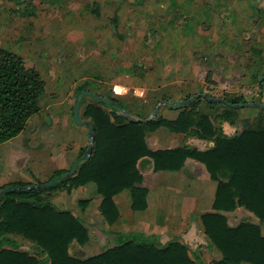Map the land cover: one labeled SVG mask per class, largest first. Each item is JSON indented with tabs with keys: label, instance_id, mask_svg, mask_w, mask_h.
Instances as JSON below:
<instances>
[{
	"label": "trees",
	"instance_id": "1",
	"mask_svg": "<svg viewBox=\"0 0 264 264\" xmlns=\"http://www.w3.org/2000/svg\"><path fill=\"white\" fill-rule=\"evenodd\" d=\"M42 89L38 70L26 66L18 53L0 46V142L18 134L28 118L39 111ZM82 89L83 85L75 89L79 105L84 101L79 95ZM106 97L109 103L93 96L84 105L82 117L92 122L94 138L87 159V144L80 148L73 173L62 177L67 170L56 169L51 176L61 177L41 189H27L24 185L30 183L22 181L0 186H9L0 197V264H199L187 246L175 239L158 244L128 237L86 257L69 252L72 241L82 244L88 239L87 228L69 210L56 208L43 193L55 188L70 191L92 182L102 196L103 215L110 208L114 210L112 196L124 188L131 191L132 208L143 207L146 189L138 185L142 175L137 165L143 156L152 158L155 170L179 169L186 157L202 162L217 181L213 210L200 216L205 234L221 254L215 264H264V235L259 227L264 223V126L244 128L227 136L215 130L207 115L196 110L199 97L188 101L189 95L181 99L182 107L175 119L157 115L146 122L133 121L125 114L147 116L135 114L119 98ZM222 97L231 102L246 101L241 95ZM158 126L199 137L213 136V144L203 150L186 145L152 150L145 142V133ZM85 202L82 199L78 203ZM238 206L252 213L258 222L241 219L230 224L221 211ZM20 238L32 245L31 250L20 247Z\"/></svg>",
	"mask_w": 264,
	"mask_h": 264
},
{
	"label": "crops",
	"instance_id": "2",
	"mask_svg": "<svg viewBox=\"0 0 264 264\" xmlns=\"http://www.w3.org/2000/svg\"><path fill=\"white\" fill-rule=\"evenodd\" d=\"M223 1L176 0L177 8L179 5L184 6L188 12L204 9L201 11L208 15V18L203 23L205 33L200 34L192 30L183 36L179 34L176 36V46L174 45L176 63L162 74V82L159 83L162 90L160 89L156 102L162 98L170 101L181 100L185 97L184 93L194 94L199 92L198 89L210 93V96L241 95L244 99L248 96L247 93L251 92V96L254 94L258 98L257 101L264 102V57L261 59L258 57L264 54V26L261 24L254 26L252 33H255L257 38L252 40V44H243L240 33L245 24L242 19L244 14L240 10L245 3L238 0L230 6L235 17L230 25L228 19L223 18V14L220 13L223 5L219 6L218 3ZM223 4L228 5L227 2ZM199 22L202 24L201 20ZM244 32L247 35V29ZM200 50L204 51L200 57L203 55L202 57L209 60L205 67L198 59L197 52ZM244 53H247L246 59L251 57L252 62H258L254 68H247L244 65ZM261 61L263 62L260 63ZM200 65L205 71L204 77L200 74ZM164 86L176 91V98L168 97L166 94L170 92L163 91ZM197 97L199 100L196 110L207 115L215 130L220 129L227 136L239 133L244 128L264 126V108L253 106L254 109L240 110L237 106L213 100L209 103L207 101L210 100L203 96ZM126 98L127 96L122 97L121 100L128 102ZM73 100L72 98L68 100L62 116L60 118L56 116L57 119L53 121L50 114L45 115L41 107L28 118L26 129L13 137H19V140L25 142L24 147L27 150L37 149V152H20L21 149L7 148L0 152V186L19 180L33 183L34 178H42L41 180L45 181L54 170L61 168L68 170L71 167L80 148L88 142L87 127L72 124ZM83 103L79 105L78 114L80 118L86 119L82 117V112L87 102ZM181 107L182 104L177 108H168L161 104L158 114L167 119H175ZM48 119L51 122H48ZM53 122L61 123L53 125ZM212 138L213 136L199 137L192 132L171 131L166 126H158L145 133V142L152 150L183 145L203 150L213 144ZM5 143L0 142V147ZM41 150L50 151L40 152ZM137 165L142 175L138 185L146 189L143 207L139 204V207L132 208L131 191L124 188L112 196L114 210L110 208L103 215L100 210L102 196L96 192L92 182L73 187L70 191L65 188L46 191L47 199L56 208L69 210L87 228L88 239L82 244L72 241L69 252L71 253L73 247L75 249L73 255L86 257L117 244L115 240L119 238V234L139 231L150 235L158 244L175 239L187 246L190 256L196 258L199 264H215L221 254L205 234L200 216L213 210L212 202L217 181L210 177L205 165L193 157H186L179 169L155 170L153 160L149 156L141 157ZM82 199L86 202L80 205L78 202ZM221 212L232 225L239 221L236 216L248 214L247 216L255 217L242 206ZM228 216L231 217L230 220ZM257 222L258 219L255 223ZM259 227L264 235V223H260ZM103 244L106 245L100 247Z\"/></svg>",
	"mask_w": 264,
	"mask_h": 264
},
{
	"label": "rangeland",
	"instance_id": "3",
	"mask_svg": "<svg viewBox=\"0 0 264 264\" xmlns=\"http://www.w3.org/2000/svg\"><path fill=\"white\" fill-rule=\"evenodd\" d=\"M234 1L238 0H224L223 3L228 5L218 3L223 5L220 13L230 25L235 20L230 7ZM240 1L245 3L240 10L245 24L240 38L243 44H252V40L257 38L252 33L253 27L257 24L264 26V0ZM176 8V0H0V46L18 53L26 66L38 70L43 80L39 104L45 115L50 114L52 121L62 116L68 100L72 98V124L79 125L73 119V104L78 97L75 89L80 85L97 95L119 99L127 96V103L135 114L149 116L162 90L159 87L162 74L176 63V36H183L192 30L205 33L203 23L208 15L201 11L204 9H198L197 13L188 12L180 5ZM202 53L204 51L200 50L197 55L205 67L209 60L203 55L200 57ZM246 55L243 54L244 65L254 68L258 62H252L251 57L246 59ZM258 57L261 59L264 54ZM200 74L205 76L201 65ZM117 86L125 90L121 92L123 95L115 93ZM165 90L170 92L166 94L168 97L176 98V91L164 86ZM190 94L184 93L185 96ZM247 94L246 101H257L254 94ZM83 99V102L92 101L91 96L86 94ZM254 108L243 106L237 109ZM157 115L160 116L158 111ZM48 122L51 121L48 119ZM14 137L3 141L6 143L1 145L0 152L6 148L37 152V149L27 150L25 142ZM41 179L34 178L33 183ZM43 194L47 197L46 191ZM247 215L236 218L256 222L255 217ZM228 218L231 219L230 216ZM128 237L153 240L150 235L137 231L123 233L115 241L119 243ZM20 240L21 248L31 250L29 242ZM71 249L73 254L75 249Z\"/></svg>",
	"mask_w": 264,
	"mask_h": 264
},
{
	"label": "water",
	"instance_id": "4",
	"mask_svg": "<svg viewBox=\"0 0 264 264\" xmlns=\"http://www.w3.org/2000/svg\"><path fill=\"white\" fill-rule=\"evenodd\" d=\"M85 94L89 95L91 97L96 96V97H98V99L100 101L105 102V103H109V101H110L106 96L97 95L95 92H93L91 90L84 89V90H80L79 91V95H80L81 98H83V96ZM197 96H203L204 98H206L208 100L222 102V103L227 104L229 106H237V107H241V106H258V107L264 108V102H262V101L251 100V101H242V102H231V101H229V100H227V99H225L223 97L210 96L207 93L202 92V91H199V92H196L194 94H191L188 97V101H191L193 98H195ZM182 103L183 102L181 100L170 101V100H168L166 98H162L155 104V106L152 109V111H151L149 116L144 117V118H134V117H132L129 114H125V117L128 120L146 122V121L152 119L154 116H156L158 108H159V106L161 104L166 105L168 108H177V107H180ZM78 108H79V102L76 100L74 102V104H73V119H74V121L77 124L85 125L87 127V129H88V142H87V147H86V153L84 155V158L87 159L89 154H90V152H91V148H92V143H93V138H94V126H93V124H92V122L90 120L82 119V118L79 117ZM78 161L79 160L76 158L73 161L71 167L64 173V175L62 177L68 176L71 173H73L75 171L76 167H77ZM60 177L61 176L59 174H55V175L51 176L50 178H48L45 181H40L38 183H30V184L24 185V187L27 188V189L46 188V187L54 184ZM8 187H9L8 185H5V186L0 188V197H1V193L4 190H6ZM12 187L13 188H18L20 186L12 185Z\"/></svg>",
	"mask_w": 264,
	"mask_h": 264
},
{
	"label": "clouds",
	"instance_id": "5",
	"mask_svg": "<svg viewBox=\"0 0 264 264\" xmlns=\"http://www.w3.org/2000/svg\"><path fill=\"white\" fill-rule=\"evenodd\" d=\"M125 90L124 89H122V88H120V87H117L116 89H115V92L116 93H121V92H124Z\"/></svg>",
	"mask_w": 264,
	"mask_h": 264
}]
</instances>
